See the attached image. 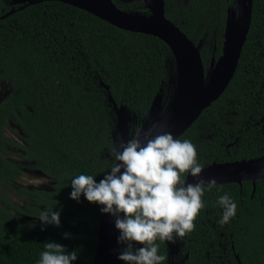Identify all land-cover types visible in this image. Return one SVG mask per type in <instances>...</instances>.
Returning <instances> with one entry per match:
<instances>
[{
  "label": "trees",
  "instance_id": "1",
  "mask_svg": "<svg viewBox=\"0 0 264 264\" xmlns=\"http://www.w3.org/2000/svg\"><path fill=\"white\" fill-rule=\"evenodd\" d=\"M165 1L166 17L202 44L209 68L223 53L234 0ZM114 2L126 12L148 14L137 0ZM8 3L0 0V17L15 10L0 20V85L12 90L0 101V264H38L45 242L75 250L73 264H93L101 205L83 194L78 202L71 199V181L85 174L99 183L110 173L109 152L120 138L115 106L124 107L132 138L155 98L172 97L175 59L159 38L118 29L71 5L44 2L21 9ZM11 123L22 131L23 143L8 138ZM179 139L196 146L203 168L264 156V0H254L248 39L228 89ZM14 156L52 179L53 191L15 188L26 167L9 159ZM253 192L251 182L205 190L195 230L174 243L178 254L189 255L185 264H240L235 255L242 264H264V179ZM225 193L237 211L221 225L217 200ZM48 208L60 212L59 227L40 222ZM74 217L88 233L65 228ZM157 243L168 264L166 242Z\"/></svg>",
  "mask_w": 264,
  "mask_h": 264
},
{
  "label": "clouds",
  "instance_id": "2",
  "mask_svg": "<svg viewBox=\"0 0 264 264\" xmlns=\"http://www.w3.org/2000/svg\"><path fill=\"white\" fill-rule=\"evenodd\" d=\"M166 126L154 124L127 142L118 137V147L115 143L109 152L110 173L99 183L85 174L71 181V199L78 202L83 194L90 203L101 205L102 213L115 217L118 243L126 244L118 259L125 264H164L167 256L159 254L157 241L175 243L194 231L205 207V190L217 184L214 178H202L196 146L188 139L174 138L163 130ZM189 175L194 183H187ZM217 203L223 210L219 223L227 224L236 216L237 204L227 193ZM38 218L43 225L60 226V212L53 209L41 211ZM134 243L142 247L134 250ZM44 249L38 264H73L78 258L75 250L68 252L56 242H45Z\"/></svg>",
  "mask_w": 264,
  "mask_h": 264
},
{
  "label": "water",
  "instance_id": "3",
  "mask_svg": "<svg viewBox=\"0 0 264 264\" xmlns=\"http://www.w3.org/2000/svg\"><path fill=\"white\" fill-rule=\"evenodd\" d=\"M137 1L141 4V9L148 11V14L126 12L120 9L114 0H13V4L23 5L24 8L44 2H61L85 10L118 29L162 40L170 48L175 59L173 94L170 100L165 102L162 95L155 98L139 133L154 124L164 123L167 126L163 130L179 139L202 113L226 92L232 82L250 32L254 0H234L233 8L228 12L223 53L217 60H212L209 68L205 67L201 56L202 44L196 45L166 17L165 0ZM14 12L15 10L5 14L0 20L8 18ZM115 112L120 138L127 142L130 136L125 109L115 106ZM158 130H154L153 135ZM261 168H264V156L251 160L213 163L203 168L201 175L205 180L214 178L216 186H242L244 182H251L255 194L257 182L264 179V174L260 173ZM186 180L187 183L195 182L190 175ZM119 235L120 232L115 227V217L100 212L98 244L93 264H124L118 256L126 248V244L118 243ZM237 260L242 264L239 256Z\"/></svg>",
  "mask_w": 264,
  "mask_h": 264
},
{
  "label": "rangeland",
  "instance_id": "4",
  "mask_svg": "<svg viewBox=\"0 0 264 264\" xmlns=\"http://www.w3.org/2000/svg\"><path fill=\"white\" fill-rule=\"evenodd\" d=\"M228 17V16H227ZM212 50V49H211ZM172 83V80H171ZM173 84V83H172ZM12 92L11 88L9 87L8 83L2 84L0 85V101L2 99H4L5 97H7L8 95H10ZM22 135V131L20 130L19 127H17L14 124H10V129L7 131V136L9 139L17 141L19 143H23V141L21 140L20 136ZM10 160H15L17 162H19V164H23L26 168L23 169V178L21 181H16L15 184L16 185L15 188H17L18 186L21 187H26L29 189H34V190H41V191H45V192H52L53 191V185H54V181L52 179H50L48 176H46L45 174H43L42 172L32 169V168H28L29 166H32L34 163L31 161H27L24 160L20 157H10ZM16 202H18L19 204H17L20 207H23V204H20V202L18 200H16ZM25 206V205H24ZM14 214L20 219L22 220H26V219H33V217L30 216H26V215H21L18 214L17 212H14ZM41 222V221H40ZM73 224H78V225H73ZM65 228L73 233H88V229L85 225V223H81L80 221H78V219L76 217L72 218L70 220V222H64ZM166 244L168 246V250H169V262L168 264H185L186 262L182 263L181 259L182 257H179V260H175L177 259L176 255L178 252V247L177 245H175L172 242H167Z\"/></svg>",
  "mask_w": 264,
  "mask_h": 264
},
{
  "label": "flooded vegetation",
  "instance_id": "5",
  "mask_svg": "<svg viewBox=\"0 0 264 264\" xmlns=\"http://www.w3.org/2000/svg\"><path fill=\"white\" fill-rule=\"evenodd\" d=\"M129 1H130V0H129ZM8 6H9L10 8H13V7H15V6H20L21 9H22V7H23V5H14V4H13V0H9ZM11 11H13V10H11ZM11 11H10V12H11ZM8 13H9V12H8ZM221 236H222V237H225V233H222ZM225 246H226V245H225ZM176 256H177V257H176L177 260H179V257H180V256L182 257V259H181V262H182V263L186 262V260H187L188 257H189L188 254H186V255L184 256V255H182V254H178V253H177ZM237 256H238V255H235L236 260H237ZM240 261H241V260H240ZM237 262H238V260H237ZM238 263H239V262H238Z\"/></svg>",
  "mask_w": 264,
  "mask_h": 264
},
{
  "label": "bare ground",
  "instance_id": "6",
  "mask_svg": "<svg viewBox=\"0 0 264 264\" xmlns=\"http://www.w3.org/2000/svg\"><path fill=\"white\" fill-rule=\"evenodd\" d=\"M151 111V110H150ZM144 124V123H143Z\"/></svg>",
  "mask_w": 264,
  "mask_h": 264
}]
</instances>
